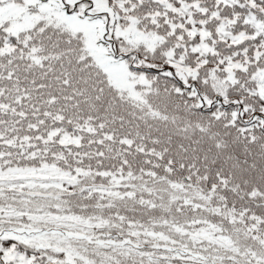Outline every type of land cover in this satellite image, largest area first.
Returning <instances> with one entry per match:
<instances>
[{"label":"snow or ice","instance_id":"obj_1","mask_svg":"<svg viewBox=\"0 0 264 264\" xmlns=\"http://www.w3.org/2000/svg\"><path fill=\"white\" fill-rule=\"evenodd\" d=\"M0 264H264V0H0Z\"/></svg>","mask_w":264,"mask_h":264}]
</instances>
